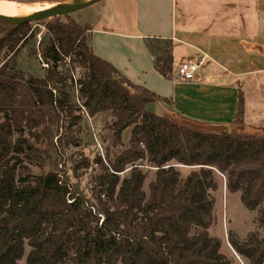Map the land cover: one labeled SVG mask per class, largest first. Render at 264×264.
I'll return each mask as SVG.
<instances>
[{"label":"trees","instance_id":"trees-1","mask_svg":"<svg viewBox=\"0 0 264 264\" xmlns=\"http://www.w3.org/2000/svg\"><path fill=\"white\" fill-rule=\"evenodd\" d=\"M43 25L38 53L30 51L47 65L37 78L16 66L17 52L36 32L29 23L0 21V264L20 261L25 245V264H229L207 232L216 174L228 193H240L248 212L257 211L263 232L243 240L229 232L230 247L248 264H264V136L241 132V89L231 122L236 131L201 130L163 108L171 107L170 99L132 84L96 57L90 26L71 18ZM144 43L156 72L170 78L172 41ZM152 104L161 112L150 110ZM102 114L112 120L111 146L92 162L100 172L90 178L88 197L68 172L77 177L90 162L66 152L79 144L83 116ZM143 162L155 169L148 194ZM174 165L195 170L182 179Z\"/></svg>","mask_w":264,"mask_h":264},{"label":"crops","instance_id":"crops-1","mask_svg":"<svg viewBox=\"0 0 264 264\" xmlns=\"http://www.w3.org/2000/svg\"><path fill=\"white\" fill-rule=\"evenodd\" d=\"M232 6H219L218 0H193L189 5L184 0H135L129 26L106 7L100 9L94 25H85L91 28L93 54L132 84L170 99L171 107H162L173 115L197 122L201 130L236 131L231 122L240 88L244 97L241 132L264 136V43L254 38L256 31L252 36L251 18L243 4L239 23L228 25ZM148 38L172 41L170 78L154 69L144 43ZM187 59L202 61L192 82L175 76L178 64Z\"/></svg>","mask_w":264,"mask_h":264},{"label":"rangeland","instance_id":"rangeland-1","mask_svg":"<svg viewBox=\"0 0 264 264\" xmlns=\"http://www.w3.org/2000/svg\"><path fill=\"white\" fill-rule=\"evenodd\" d=\"M13 1L20 5H26L30 7H55L58 5H64L71 3L75 0H7ZM135 0H102L99 3L84 8L80 11L74 12L68 16L57 17L61 21L66 18H71L81 25H94L99 19V11L102 7L111 8L122 22L124 21L126 26H129L134 20V7ZM193 0H184V3L189 5ZM219 6L223 4H232L229 8V22L228 25H236L239 23L240 10L239 5L243 4L245 9V15L250 16L252 23V36L256 31L257 37L262 43H264V0H218ZM249 10V11H248ZM225 15V12L223 13ZM53 19V18H51ZM48 19V20H51ZM45 20V21H48ZM31 22L29 23L30 31L36 32L35 38L29 41L24 47L16 54V66L21 70L24 75H31L33 77L41 78L44 74L43 63L40 61L38 55H30L31 49L38 53V44L45 33V26L43 22ZM236 27V26H235ZM7 28H2L6 30ZM258 29V30H257ZM250 34V32H249ZM250 34V35H251ZM252 37V38H253ZM253 40V39H252ZM2 62V55L0 56V63ZM73 74L77 77L76 72ZM264 80V78H263ZM149 109L152 111L161 112L158 104L150 105ZM257 114V113H255ZM257 116V115H256ZM81 122V132L75 134V138L79 139V144L69 145L67 148V158H71L73 161H80L82 158H86L90 162L88 169H81L78 172L77 177H73L71 172L68 174L71 177L73 183H78L81 190L89 197L91 194L92 185L90 178L97 175L100 170L92 163L97 156L104 157L105 148L111 145V132L107 129L112 120L109 115H98L95 118L88 119L83 116ZM123 143L127 144L129 139V131L123 134ZM55 141V140H54ZM56 145V144H55ZM100 148H99V147ZM36 147L44 149L45 146L37 144ZM59 162V161H58ZM67 169L71 166V162L65 160ZM145 162L142 163V171L145 173L146 178L142 186V190L148 194V185L155 178V169L144 166ZM34 174L40 173L38 168L30 166ZM48 166L43 167V171L48 170ZM180 173V177L185 178L190 172L194 171L195 168L188 167H176ZM217 189L214 192H210L209 195L213 199V211L212 221L207 232L210 237L216 238L220 241L221 248L220 253L229 261V264H248L246 260L235 254L228 243V233H235L239 239L243 240L250 232H257L260 236L263 235L262 230L258 227L256 222L257 211L248 212L240 202V193L230 194L225 187V179L220 174L215 175ZM29 247L25 245L24 256L16 264H25L26 255L29 252Z\"/></svg>","mask_w":264,"mask_h":264},{"label":"water","instance_id":"water-1","mask_svg":"<svg viewBox=\"0 0 264 264\" xmlns=\"http://www.w3.org/2000/svg\"><path fill=\"white\" fill-rule=\"evenodd\" d=\"M102 0H83V1H73L68 4L58 5L51 7L44 11H39L30 15H27L24 18H12L0 15V21L5 22L10 25H21L31 22H42L51 18L64 17L68 16L74 12L80 11L84 8L93 6L99 3ZM175 167H181L179 165H174Z\"/></svg>","mask_w":264,"mask_h":264},{"label":"bare ground","instance_id":"bare-ground-1","mask_svg":"<svg viewBox=\"0 0 264 264\" xmlns=\"http://www.w3.org/2000/svg\"><path fill=\"white\" fill-rule=\"evenodd\" d=\"M83 1V0H77ZM51 8V7H50ZM49 9L48 6L45 7H30L26 5H20L13 1L0 0V15L12 18H24L27 15L44 11Z\"/></svg>","mask_w":264,"mask_h":264},{"label":"built area","instance_id":"built-area-1","mask_svg":"<svg viewBox=\"0 0 264 264\" xmlns=\"http://www.w3.org/2000/svg\"><path fill=\"white\" fill-rule=\"evenodd\" d=\"M201 65L202 61H196L193 59L181 61L175 69V76L182 82L195 81L197 80V74ZM43 66L47 67V65L45 64H43ZM75 72L76 74H78V69H75Z\"/></svg>","mask_w":264,"mask_h":264}]
</instances>
